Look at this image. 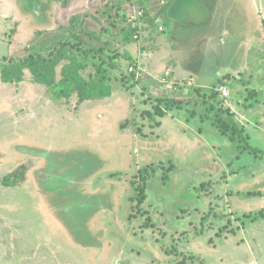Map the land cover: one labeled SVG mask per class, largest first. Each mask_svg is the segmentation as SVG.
<instances>
[{
    "label": "rangeland",
    "instance_id": "1",
    "mask_svg": "<svg viewBox=\"0 0 264 264\" xmlns=\"http://www.w3.org/2000/svg\"><path fill=\"white\" fill-rule=\"evenodd\" d=\"M54 1L0 0V60L89 47L83 75L102 65L113 93L56 102L28 70L0 80V264H264V154L244 143L264 152V0H169L167 31L144 16L137 34L132 2L76 0L37 35ZM223 30L243 53L218 50Z\"/></svg>",
    "mask_w": 264,
    "mask_h": 264
},
{
    "label": "trees",
    "instance_id": "2",
    "mask_svg": "<svg viewBox=\"0 0 264 264\" xmlns=\"http://www.w3.org/2000/svg\"><path fill=\"white\" fill-rule=\"evenodd\" d=\"M145 2V0H140L138 5L144 7ZM63 3H65V1ZM144 16L146 17V12L142 19H144ZM151 23H153V20ZM137 31L138 28L136 27L134 33L137 34ZM130 39L133 40V36ZM130 39L127 38V40ZM73 46L69 42H61L53 53L47 56H40L39 54L28 56L24 61L17 62L13 58H2L0 60V80L6 84L18 85L24 81L25 71L28 70L37 84L48 87V92L52 94V98L56 102L70 99L74 95H77L79 103L104 100L111 97L113 88L109 83L110 78L107 69L102 65H97L95 73H90L88 77H85L83 75V71L87 69L85 57L90 54L92 50L88 47L84 49L81 54H78ZM59 67H61L60 74H58ZM219 83L220 82L215 81L213 84L216 87ZM220 85L225 86V82L223 81L218 86ZM215 91L216 93L213 92L214 97H216V95L219 96V92L216 88ZM216 124H219L221 129L222 126L227 128L230 126L229 121L226 120L223 115L217 117ZM230 128L232 129V135H238L239 140L243 141L242 132L239 131V128L233 122H231L229 130ZM244 143L247 151L256 155L264 154V152L258 148L251 146L245 139ZM140 195L143 197V189Z\"/></svg>",
    "mask_w": 264,
    "mask_h": 264
},
{
    "label": "crops",
    "instance_id": "3",
    "mask_svg": "<svg viewBox=\"0 0 264 264\" xmlns=\"http://www.w3.org/2000/svg\"><path fill=\"white\" fill-rule=\"evenodd\" d=\"M139 1L140 0L133 1L132 2L133 3V6L135 4L138 7V9H140V8L145 9V11H146V18H148L150 22L153 20V23L152 24H154V25L155 24H158L159 26H163V27L166 28V26H164V25H166L165 24V20H166V15H167V11L168 10H164V8L167 6V3H170L169 0H162V1H165V4L164 5H162V1L159 0V2L161 3V6L158 7L155 11H152L151 10V7H152L151 5L153 4L154 0H145L146 2H145L144 7H140V5H138ZM205 1H208V0H205ZM220 1L221 0H209V2L207 3V5L210 6V4H212L213 2L218 5V3ZM249 1H250V7L252 8V10H254V7H255V10H256V7H258L260 5V3L257 2V0H249ZM54 2H56V1H54ZM175 3H176V1H175ZM175 3H174L173 6H175ZM55 4H58V3H55ZM55 4H54V8L53 9L51 8V11L50 10L48 11L47 9H44L43 6H41L38 9V11H37V17L40 18L41 21L38 22L39 23L38 24L39 26H38L37 30L35 31L37 35L43 36V32L48 31V30H54L55 27H57L58 26V23H60V22H61L62 25H64V23H67L68 20H70L73 16L76 15V12H75L76 0H72V1L69 0V2H67V0H66V2L63 3V5L62 4L61 5L59 4V5L55 6ZM203 6H205L204 3H203ZM133 12H134V8H133L131 14H133ZM44 19L45 20H48L49 19L47 25H44V23H43V20ZM61 19L64 20V22H62ZM209 19H210V16L206 20H204V22L202 24L197 25L198 28L204 29V25H207V20H209ZM244 19H245V15H244ZM214 20H215L214 22L216 23L215 26H219V22L216 19H214ZM49 22H51V23H49ZM196 24H198V23L196 22ZM65 25H67V24H65ZM247 26L249 27V24H247ZM170 27H171V30H170L171 31V38H170L169 41L170 42H176V43H179L180 44L181 41L179 40V38L177 40L176 37H175V35H174L176 33V31H177V27L178 28H180V27L174 21L170 23ZM240 27H241V29H240V31H239L238 34H240V32H242L243 34L245 33V31L248 32V27L246 29L242 25H240ZM166 31H167V28H166ZM206 32H204V31H198V34L202 38V37H204L207 34ZM215 35L217 36L216 37V41H217V44L216 45H217L218 50H220V48H223V46H226V44L229 43L231 45L234 44L233 53L234 52L236 53L238 51H239L238 53H243L242 50L241 51L240 50H237L238 49L237 47H239L238 45H239V43H240L241 40L240 41H237L236 35H233V36L231 35V37H230L229 33L227 31H225V30H223L222 32L221 31H217L215 33ZM166 50H167V48H166ZM168 52H169V48H168ZM194 57H196V55H194ZM218 67L219 66L215 67L214 70H213V75L214 76H213V79L212 80L214 82L217 81V75H218V73L220 71ZM190 71H191V74H192V72H194L192 70H190Z\"/></svg>",
    "mask_w": 264,
    "mask_h": 264
},
{
    "label": "built area",
    "instance_id": "4",
    "mask_svg": "<svg viewBox=\"0 0 264 264\" xmlns=\"http://www.w3.org/2000/svg\"><path fill=\"white\" fill-rule=\"evenodd\" d=\"M131 1L133 2L135 0H131ZM164 4H165V2L162 1V5H164ZM145 12L146 11L143 8L142 9L140 8L137 11L134 10L133 14H131V16H130L131 18L129 19V22L132 23L135 28H136V26L139 27V22L141 20H138V19L142 18L143 15H145ZM159 30H160V32L164 31L162 26L159 27ZM135 39H138V37L136 36ZM130 72L131 73L135 72L132 67L130 68ZM167 75H169V73H167ZM217 91L219 92V95L222 99L227 100V98L229 97V90L226 88V86H223V85L218 86Z\"/></svg>",
    "mask_w": 264,
    "mask_h": 264
}]
</instances>
